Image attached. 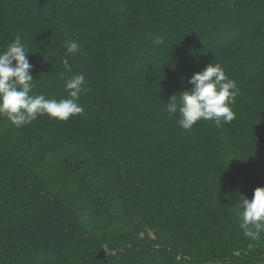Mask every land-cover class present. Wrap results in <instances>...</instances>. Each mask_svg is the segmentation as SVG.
Segmentation results:
<instances>
[{
  "label": "trees",
  "instance_id": "1",
  "mask_svg": "<svg viewBox=\"0 0 264 264\" xmlns=\"http://www.w3.org/2000/svg\"><path fill=\"white\" fill-rule=\"evenodd\" d=\"M16 35L30 95L67 98L78 74L85 90L68 121L0 116V264H264L262 232L235 223L264 186V0H0V51ZM209 63L240 90L235 118L185 130L166 103ZM41 148L82 206L32 168Z\"/></svg>",
  "mask_w": 264,
  "mask_h": 264
},
{
  "label": "clouds",
  "instance_id": "2",
  "mask_svg": "<svg viewBox=\"0 0 264 264\" xmlns=\"http://www.w3.org/2000/svg\"><path fill=\"white\" fill-rule=\"evenodd\" d=\"M155 45L163 43L159 36L153 38ZM80 49L74 41L67 45V53ZM27 46L20 35L0 51V116L6 117L14 126L22 127L47 115L59 121H68L70 117L81 114L79 96L84 87V76L78 74L66 82L68 97L60 100L48 99L44 95H30L33 67L27 57ZM191 90L180 94L179 104L176 96L166 103V111L171 115L179 112L178 124L190 130L200 120L214 121L217 127L230 123L235 118L231 105L236 103L239 88L230 79L219 63H209L202 71L195 73L188 81ZM242 214L239 227L245 237L256 239L264 232V186L254 190L252 198L242 197Z\"/></svg>",
  "mask_w": 264,
  "mask_h": 264
},
{
  "label": "rangeland",
  "instance_id": "3",
  "mask_svg": "<svg viewBox=\"0 0 264 264\" xmlns=\"http://www.w3.org/2000/svg\"><path fill=\"white\" fill-rule=\"evenodd\" d=\"M13 145L18 146L20 144L19 142H16ZM17 152L18 154H20V156L24 154L26 155L27 153L28 154L31 153L27 145L24 146L22 149H18ZM262 152L264 154V150H262ZM31 158L34 161L32 162L33 163L32 168L38 170L41 177L46 178L45 180L46 186L51 187L57 194L61 195L65 199H68L74 207H77L76 205L82 206V204L85 202L87 198L86 197L87 194L85 193V191H82V188L80 187H75V189H71L70 173L64 166L57 165L56 167H54V169L50 168L52 166H55V164H49V165L47 164L48 159L44 154V148H41L38 151L34 152ZM260 186L261 184L256 185V188ZM80 213L81 211L78 213L74 211V215L76 219H77V215ZM241 214L238 220L235 222L238 226L241 223ZM261 237L264 238V232H262ZM148 261L150 264H153V262H151L150 259H148ZM127 264H138V262L131 259V261L127 262Z\"/></svg>",
  "mask_w": 264,
  "mask_h": 264
}]
</instances>
